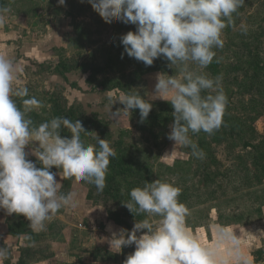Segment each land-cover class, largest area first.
Instances as JSON below:
<instances>
[{
  "label": "rangeland",
  "instance_id": "obj_1",
  "mask_svg": "<svg viewBox=\"0 0 264 264\" xmlns=\"http://www.w3.org/2000/svg\"><path fill=\"white\" fill-rule=\"evenodd\" d=\"M0 6L10 9L7 23L0 27V53L8 57L15 54L12 57L20 63V78L29 96L44 104L34 110L41 119H51L55 109L52 100L57 94L69 104H78L76 116L83 110L93 120L88 139L82 138L86 144H94L97 135L114 150L123 151L128 164L138 165L143 176L139 185L160 179L174 181L182 189L179 200L190 213L187 226L201 243L211 244L216 239L215 225H224L233 229L250 264H264V179L261 184H251L250 148L242 146L243 138L253 143L264 140V0H245L234 14V26L223 31L224 47L216 50L214 58L218 71L214 75L207 68L203 70L212 77L222 76L228 98L223 117L229 124L242 125L226 139L211 142L210 153L216 163L206 171L197 169L189 148L176 146L168 139L172 117L165 130L151 121L141 122L139 109L130 110L129 115L119 102L110 108L109 94L116 98L138 90L150 100L151 110L159 109L158 102L166 100L150 99L156 74L179 75L166 59L157 58L146 66L124 52L120 36L135 31V25L104 22L86 0H65V5L57 0H0ZM242 23L248 27L246 34L240 31ZM34 43L39 44L35 51ZM25 44H29L27 56L23 53L27 52ZM105 50H122L119 68L122 75L126 74L122 76L125 89L92 91L86 82L88 75L81 65L95 62L102 67ZM58 61L69 64L66 78L54 73ZM109 69L114 70L109 65L103 73L98 71V80L113 77L115 73ZM71 83H77L78 88H71ZM117 110L121 114L113 119L110 111ZM37 121L34 123L39 124ZM35 146L36 142L26 146V152ZM27 158L37 167L42 166L34 155ZM50 171L62 185V192H76L78 207L61 209L40 233L31 231L22 214L9 215L0 209V246L9 253L3 264H124L134 245L114 252L108 239L119 228L131 230L136 218L128 215L124 204L111 198L105 188L98 192L94 185L63 178L56 167ZM119 187V193L127 197L131 185L121 181ZM26 235L31 239L25 240Z\"/></svg>",
  "mask_w": 264,
  "mask_h": 264
},
{
  "label": "clouds",
  "instance_id": "obj_2",
  "mask_svg": "<svg viewBox=\"0 0 264 264\" xmlns=\"http://www.w3.org/2000/svg\"><path fill=\"white\" fill-rule=\"evenodd\" d=\"M85 2V0H81ZM106 23L114 20L135 25V31L120 36L124 52L151 66L155 59H166L179 75L157 73L154 93L172 105L171 131L168 139L176 146L189 148L191 155L203 159L205 153L192 136L200 132L213 134L223 123L228 98L222 87V76L212 77L203 71L224 47L223 31L234 26L245 0H86ZM65 5V0H57ZM10 9L0 6V27L7 23ZM240 31L247 33L246 24ZM123 55V54H122ZM218 62V61H217ZM22 69L6 54L0 53V209L7 214L23 215L34 233L46 230L56 214L64 208L75 209L76 192L64 193L52 167L60 169L63 178L94 185L98 192L106 187L110 158L117 153L106 139L95 136L86 144L81 134H88L81 121L53 117L38 125L28 115L44 107L41 100L29 96L21 81ZM15 98L21 100L18 106ZM110 108L115 102L123 110L139 109L141 122L151 111L149 99L139 91L107 97ZM120 111H110L118 119ZM67 130L70 138L61 136ZM31 152L25 151L30 146ZM34 155L42 165L27 157ZM182 189L174 181L155 179L130 190L122 202L136 220L131 230L111 232L110 248L120 252L134 245L124 264H250L233 229L215 225L216 239L201 243L189 230L187 206L179 200ZM91 212V211H90ZM146 230V231H141ZM139 233V235H138ZM29 235L25 240H30ZM8 249L0 246V264L8 258Z\"/></svg>",
  "mask_w": 264,
  "mask_h": 264
},
{
  "label": "trees",
  "instance_id": "obj_3",
  "mask_svg": "<svg viewBox=\"0 0 264 264\" xmlns=\"http://www.w3.org/2000/svg\"><path fill=\"white\" fill-rule=\"evenodd\" d=\"M110 50V49H109ZM109 50H105V56H104V62L103 66L100 67L99 64H96L95 62H92V65H89L88 63H85L81 65V69L84 70V72L87 73L86 82L91 86L90 89L92 91H96L98 89H105V90H113V89H125V85L122 84V76L125 77V73L123 75L120 73V64L119 57L121 56V51L118 52H110ZM109 65L112 66V69H109L110 71L114 72L115 75L113 77H104L103 80H98V71H101V73L104 72L105 67H108ZM218 63L216 60H214L208 67V72L211 74H216L218 71ZM70 70L69 64L67 62L58 61L57 65L54 67V73L62 75L64 78H66L65 73ZM139 70H136V73H138ZM120 75V77H119ZM131 78V77H129ZM132 79H130L131 81ZM71 88H78L77 83H71ZM44 94H47V92H44ZM18 106H21V100L19 98H15ZM55 104V109H52V116L53 117H67L70 120H79L81 121L84 128L89 131L90 130V124H93V120H91L88 116H86L85 111H81L80 114L76 116V113L78 112V104H69L68 101L63 98L61 94H57L55 99L52 100ZM158 104L161 106L159 109L151 110L147 119L144 122L151 121L153 125L159 126L161 125L162 128L167 129L168 126L167 123L169 121V118L172 117L174 120V117L172 116L173 108L170 102L163 101L158 102ZM139 112V110H138ZM33 121L41 123L45 120H50V118H44L41 119V116L38 112H35L34 110L28 114ZM50 117V116H48ZM141 121V120H140ZM38 124V123H37ZM144 127V126H143ZM242 125L240 122H238L235 125L229 124L228 120L223 117V123L221 127L216 130L213 134L209 135L204 132H200L198 134H195L192 136L194 142H196L200 149L203 150L205 153L203 159L196 158L195 161L197 163V169L198 170H207L212 166V164L216 163V159L214 156L210 153L211 152V142H218L223 139H226L227 136L230 134L232 135V131L235 128H241ZM240 133H243L240 132ZM62 137H69L70 133L67 132V130L61 131ZM82 138L88 139V134H81ZM116 144V143H115ZM120 142L117 143V146H119ZM243 148H250V151L247 152L250 160L251 165L253 166V172L250 176V181H252V185L261 184L264 179V140H260L256 143L247 141L245 138H243L242 143ZM117 155L114 158H110V171L106 174V191L111 196V198L117 199L118 202H125L130 197L129 195H121L119 193V185L121 181H124L125 183H128V185H131L130 188H128L127 193L129 194L130 190L137 186H143L142 184L139 185V183L142 181L140 177H143L140 173V171L136 168L137 166H134L133 164H128L125 160V157H123V151L120 149L115 150ZM194 161V160H193ZM151 175L148 173V176ZM210 175V173H208ZM135 178V180L133 179ZM133 179V180H132ZM144 179H146L144 177ZM137 181V183H136ZM144 184V183H143ZM125 207V206H124ZM126 208V207H125ZM126 211L128 215L135 217V220L143 219V216H136L133 213H131L127 208Z\"/></svg>",
  "mask_w": 264,
  "mask_h": 264
},
{
  "label": "crops",
  "instance_id": "obj_4",
  "mask_svg": "<svg viewBox=\"0 0 264 264\" xmlns=\"http://www.w3.org/2000/svg\"><path fill=\"white\" fill-rule=\"evenodd\" d=\"M25 45H27V46H26L27 52L24 51L23 53H24L25 56H27V55H28V52H29V51H28V46H29V44H25ZM38 45H39V44H35V43H34V44H33V47H32V50H33V51L37 50ZM19 52H20V54L22 53L21 50H20ZM16 54H17V52H16ZM29 54H30V53H29ZM12 56L15 57V54H12ZM12 56H10L9 58H11V59H13V60L15 61V58H13ZM17 65L20 66V63L17 62ZM25 147H26V146H25ZM25 151H26V149H25Z\"/></svg>",
  "mask_w": 264,
  "mask_h": 264
}]
</instances>
